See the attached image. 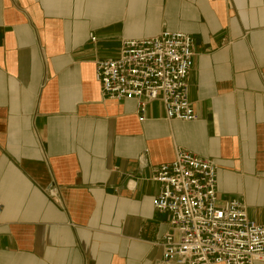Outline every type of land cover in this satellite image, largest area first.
Returning <instances> with one entry per match:
<instances>
[{
    "label": "crops",
    "instance_id": "0c3cea01",
    "mask_svg": "<svg viewBox=\"0 0 264 264\" xmlns=\"http://www.w3.org/2000/svg\"><path fill=\"white\" fill-rule=\"evenodd\" d=\"M164 31L193 38L194 122L139 121L94 77ZM177 149L264 226V0H0V264H158L152 179Z\"/></svg>",
    "mask_w": 264,
    "mask_h": 264
},
{
    "label": "built area",
    "instance_id": "2783aa9c",
    "mask_svg": "<svg viewBox=\"0 0 264 264\" xmlns=\"http://www.w3.org/2000/svg\"><path fill=\"white\" fill-rule=\"evenodd\" d=\"M94 42V38H91ZM193 38L161 32L145 39L123 40L117 58L95 64V80L105 100H133L139 121L147 106L159 102L167 121L194 122L188 98ZM217 165L177 149L170 163L159 165L153 181L159 191L155 213L167 218L158 264L264 263V226L247 216L244 205L229 200L218 205ZM49 195L55 190L49 187ZM0 202V216L3 212Z\"/></svg>",
    "mask_w": 264,
    "mask_h": 264
}]
</instances>
